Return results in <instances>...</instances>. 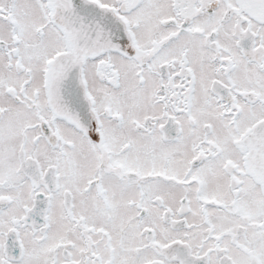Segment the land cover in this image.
<instances>
[{"label":"snow or ice","instance_id":"6c2138e0","mask_svg":"<svg viewBox=\"0 0 264 264\" xmlns=\"http://www.w3.org/2000/svg\"><path fill=\"white\" fill-rule=\"evenodd\" d=\"M0 264H264V0H0Z\"/></svg>","mask_w":264,"mask_h":264}]
</instances>
